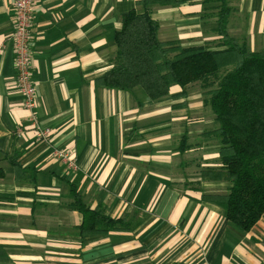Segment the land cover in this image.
I'll return each instance as SVG.
<instances>
[{
    "label": "crops",
    "instance_id": "0c3cea01",
    "mask_svg": "<svg viewBox=\"0 0 264 264\" xmlns=\"http://www.w3.org/2000/svg\"><path fill=\"white\" fill-rule=\"evenodd\" d=\"M137 1L32 0L35 113L52 132L44 143L28 129L16 89L14 0H0V153L12 173L6 178L0 168V264H264V213L242 233L223 208L202 199L230 187L201 177L220 167L218 140L206 135L217 123L203 95L174 98L173 87L169 97L152 101L138 88L95 87L112 67L122 16L142 9ZM227 5V33L252 52L264 50V0ZM150 10L164 42L211 48L220 42L216 3ZM64 148L73 153V169L51 154ZM5 155L35 170V181L15 180ZM74 181L89 208L102 206L128 228L78 235Z\"/></svg>",
    "mask_w": 264,
    "mask_h": 264
},
{
    "label": "trees",
    "instance_id": "16d2710c",
    "mask_svg": "<svg viewBox=\"0 0 264 264\" xmlns=\"http://www.w3.org/2000/svg\"><path fill=\"white\" fill-rule=\"evenodd\" d=\"M191 0H139L142 9H131L114 32L112 67L94 81L95 87L116 91L140 89L152 101L186 98L187 86L199 83L203 103L214 115L217 128L208 137L218 140L220 167L201 171L202 179L230 184L225 194L202 199L223 208L227 222L246 233L264 213V50L252 52L227 33L231 9L227 0L217 4L216 32L220 42L183 47L177 41L158 39L159 26L151 16L154 5L179 7ZM14 169L15 180L35 181V170L21 167L15 156H4ZM31 174L33 177L30 179ZM71 207L81 215L78 235L107 234L127 229L124 219L110 218L102 206L89 208L77 182L69 184Z\"/></svg>",
    "mask_w": 264,
    "mask_h": 264
},
{
    "label": "built area",
    "instance_id": "2783aa9c",
    "mask_svg": "<svg viewBox=\"0 0 264 264\" xmlns=\"http://www.w3.org/2000/svg\"><path fill=\"white\" fill-rule=\"evenodd\" d=\"M14 30L12 40L14 44L15 84L22 96V106L29 112L28 129L33 137L40 142H49L52 132L43 128L36 118L35 88L30 75V28L32 20V0H14ZM52 156L61 160L68 169L75 168V158L70 149L54 150Z\"/></svg>",
    "mask_w": 264,
    "mask_h": 264
},
{
    "label": "rangeland",
    "instance_id": "374dc122",
    "mask_svg": "<svg viewBox=\"0 0 264 264\" xmlns=\"http://www.w3.org/2000/svg\"><path fill=\"white\" fill-rule=\"evenodd\" d=\"M163 34H166V33H160V37H159V40L160 41H166L168 38H164L165 36L163 35ZM174 37H176L175 35H171V37H170V39L171 38H173V39H175ZM181 46H183L182 44H181ZM183 47H186V46H183ZM115 51H116V46L114 45V53H115ZM187 91H188V94H190V96L192 95V93L194 92V93H197V94H202V92H203V90H202V88L200 87V84L199 83H192V84H190V85H188L187 86ZM140 90V89H139ZM204 97V96H203ZM204 99V98H203ZM206 108H205V111L207 112L208 111V113L209 112H211V110H210V108L208 107V106H205ZM212 113V112H211ZM217 128V127H216ZM215 128V129H216ZM0 168L1 169H3L7 174H6V178H11V167L8 165V163L7 162H5V161H3V159H2V156H1V153H0ZM222 191H224V188L223 189H221V192ZM207 192H211V191H209V190H207Z\"/></svg>",
    "mask_w": 264,
    "mask_h": 264
}]
</instances>
